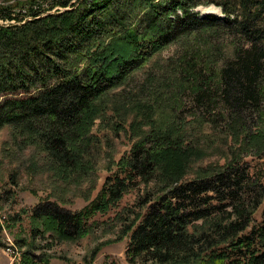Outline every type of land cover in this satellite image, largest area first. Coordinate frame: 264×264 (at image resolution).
Here are the masks:
<instances>
[{"label":"trees","instance_id":"16d2710c","mask_svg":"<svg viewBox=\"0 0 264 264\" xmlns=\"http://www.w3.org/2000/svg\"><path fill=\"white\" fill-rule=\"evenodd\" d=\"M36 2L26 1L17 15L0 5V130L22 137L59 186L80 187L94 174L93 153L67 142L106 110L104 95L179 37L209 28L236 41L218 73V99L231 118L262 105L264 0ZM209 4L225 18L194 12ZM148 122L147 130L140 120L129 125L134 142L127 156L108 160V176L83 208L70 211L46 200L31 209L37 227L20 264H48L44 254L35 255L44 249L35 243L40 236L80 240L92 216L140 185L139 212L127 221L128 211L115 215L118 240L128 239V264H201L206 256L211 264H229L233 254L264 264V206L259 221L254 217L264 203V182L236 160L190 173L205 152L185 145L181 128Z\"/></svg>","mask_w":264,"mask_h":264},{"label":"rangeland","instance_id":"374dc122","mask_svg":"<svg viewBox=\"0 0 264 264\" xmlns=\"http://www.w3.org/2000/svg\"><path fill=\"white\" fill-rule=\"evenodd\" d=\"M26 1L29 0H0V5L12 8L11 12L17 15L26 10ZM34 1V6L40 7L43 0ZM194 12L200 17L225 18L213 4L200 6ZM235 46L236 41L222 31L209 28L179 37L128 74L118 89L105 94L106 110L102 109L88 129L78 131L73 141L67 142L77 151L94 155V174L80 187L59 186L51 181L41 168L42 161L35 159L34 149L25 148L27 142L23 146L22 137H14L8 127L1 129L0 264L21 263V254L32 241V229L37 227L30 215L36 204L57 201L64 208L77 211L87 204V198H94L108 176V160L127 156L134 142L129 125L136 120L142 121L144 130L150 127L148 119L181 128L183 143L205 152L190 173L236 160L245 164L250 175L264 182V95L259 109L253 107L231 118L216 94L219 70ZM262 84L264 87V80ZM191 177L193 174L188 175ZM144 190L140 185L107 213L92 216L86 224L89 232L78 241L57 243L40 236L35 243L44 249L35 255L44 254L48 264H128V239L118 240L115 215L128 211L124 214L128 215L127 221L131 219L129 213H138L136 203ZM263 204L254 215L256 221ZM207 260L208 256L201 264H211ZM246 263V259L233 254L229 264Z\"/></svg>","mask_w":264,"mask_h":264}]
</instances>
